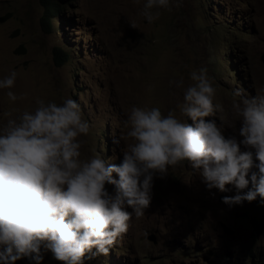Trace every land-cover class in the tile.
Masks as SVG:
<instances>
[{
  "label": "rangeland",
  "instance_id": "obj_1",
  "mask_svg": "<svg viewBox=\"0 0 264 264\" xmlns=\"http://www.w3.org/2000/svg\"><path fill=\"white\" fill-rule=\"evenodd\" d=\"M53 2L61 10L49 30L42 24L41 0H0V78L16 70L11 90L23 97L10 102L9 89H0V128L11 118L5 112L15 117L32 111L38 98L57 103L71 98L90 124L81 137L84 155L120 163L125 142L113 144V135H119L132 106L181 116L184 90L170 86L172 80L183 79L187 87L191 71L207 69L214 103L225 109L226 136L239 127L234 90L264 94V0H182L179 8L173 0L171 11L160 9L151 24L139 14L145 0ZM55 48L68 54L62 65ZM228 187L223 193L213 189V197L199 173L182 162L166 178L155 179L150 207L142 218L133 216L109 255L85 264H257L264 259V225L254 238L256 227L246 211L263 203L257 197L229 207L222 197L235 195V189ZM42 252L43 264H62L50 251Z\"/></svg>",
  "mask_w": 264,
  "mask_h": 264
},
{
  "label": "clouds",
  "instance_id": "obj_2",
  "mask_svg": "<svg viewBox=\"0 0 264 264\" xmlns=\"http://www.w3.org/2000/svg\"><path fill=\"white\" fill-rule=\"evenodd\" d=\"M181 3L175 0L174 6ZM172 7L173 0H145L139 14L151 24L160 9ZM129 23L137 29L135 21ZM17 77L12 70L0 78V89H9L13 103L23 98L11 90ZM190 80L187 87L183 79L169 82L184 90L179 109L187 120L155 106L134 105L125 113L119 135H113V144L125 142L120 163L84 155L81 137L89 134L90 124L74 99L38 98L32 111L15 117L5 112L11 118L0 128V264L25 258L43 264L42 249L62 264L108 256L133 216L142 218L150 207L155 179L166 178L184 161L213 197V189H235V195L222 197L229 207L257 197L264 203V94L234 90L239 127L226 136L225 109L214 103L207 69L191 71Z\"/></svg>",
  "mask_w": 264,
  "mask_h": 264
},
{
  "label": "trees",
  "instance_id": "obj_3",
  "mask_svg": "<svg viewBox=\"0 0 264 264\" xmlns=\"http://www.w3.org/2000/svg\"><path fill=\"white\" fill-rule=\"evenodd\" d=\"M41 3L45 7V12L42 17V24L47 29H51V19L56 13H60L61 4L60 2H53V0H41ZM68 57V54L61 48H55V60L58 65L64 64ZM246 214L250 220L257 227L264 220V203L263 205L255 203L251 206ZM254 227V228H255ZM253 237H256V230L253 232ZM254 256V255H253ZM257 264H264V259L260 260Z\"/></svg>",
  "mask_w": 264,
  "mask_h": 264
},
{
  "label": "water",
  "instance_id": "obj_4",
  "mask_svg": "<svg viewBox=\"0 0 264 264\" xmlns=\"http://www.w3.org/2000/svg\"><path fill=\"white\" fill-rule=\"evenodd\" d=\"M261 59H262V61L264 62V54L262 55ZM263 225H264V221H262V222L256 227V235H257V236L259 235L260 230H261V228L263 227ZM150 238H151L154 242H156V240H155V236H154V235H151Z\"/></svg>",
  "mask_w": 264,
  "mask_h": 264
}]
</instances>
